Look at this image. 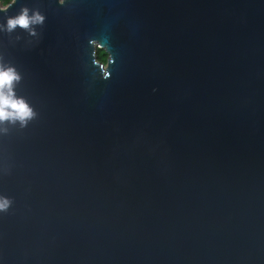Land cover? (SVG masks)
<instances>
[{"label": "water", "instance_id": "1", "mask_svg": "<svg viewBox=\"0 0 264 264\" xmlns=\"http://www.w3.org/2000/svg\"><path fill=\"white\" fill-rule=\"evenodd\" d=\"M22 7L45 22L0 29V58L37 116L0 124V264H264V0H16L0 24Z\"/></svg>", "mask_w": 264, "mask_h": 264}, {"label": "clouds", "instance_id": "2", "mask_svg": "<svg viewBox=\"0 0 264 264\" xmlns=\"http://www.w3.org/2000/svg\"><path fill=\"white\" fill-rule=\"evenodd\" d=\"M16 0H0V11H6ZM61 6H69L70 0H59ZM45 16L38 10L30 15L28 7H22L15 16L7 19L6 28L4 24H0V29L9 33L14 32L17 28L28 31L31 35H37L35 25H43ZM107 37L100 36L91 38L90 46L96 50L95 67L101 73L102 78L108 79L114 63V58L102 41ZM21 80V75L14 67H6L2 58H0V124L20 123L21 127H26L29 121L36 118L37 113L26 102L25 99L17 97L14 91L16 83ZM2 131L7 132V128ZM12 205V201L6 197H0V212H7Z\"/></svg>", "mask_w": 264, "mask_h": 264}]
</instances>
